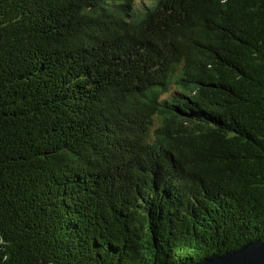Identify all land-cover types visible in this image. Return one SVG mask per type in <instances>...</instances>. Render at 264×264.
<instances>
[{
    "label": "trees",
    "instance_id": "trees-1",
    "mask_svg": "<svg viewBox=\"0 0 264 264\" xmlns=\"http://www.w3.org/2000/svg\"><path fill=\"white\" fill-rule=\"evenodd\" d=\"M263 240L264 0H0V264Z\"/></svg>",
    "mask_w": 264,
    "mask_h": 264
},
{
    "label": "water",
    "instance_id": "water-1",
    "mask_svg": "<svg viewBox=\"0 0 264 264\" xmlns=\"http://www.w3.org/2000/svg\"><path fill=\"white\" fill-rule=\"evenodd\" d=\"M198 264H264V240L249 242L222 255H213Z\"/></svg>",
    "mask_w": 264,
    "mask_h": 264
},
{
    "label": "rangeland",
    "instance_id": "rangeland-1",
    "mask_svg": "<svg viewBox=\"0 0 264 264\" xmlns=\"http://www.w3.org/2000/svg\"><path fill=\"white\" fill-rule=\"evenodd\" d=\"M141 1V0H140Z\"/></svg>",
    "mask_w": 264,
    "mask_h": 264
}]
</instances>
